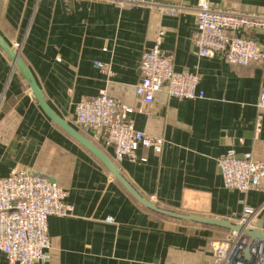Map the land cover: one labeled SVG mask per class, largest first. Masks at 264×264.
<instances>
[{
	"label": "crops",
	"instance_id": "1",
	"mask_svg": "<svg viewBox=\"0 0 264 264\" xmlns=\"http://www.w3.org/2000/svg\"><path fill=\"white\" fill-rule=\"evenodd\" d=\"M141 1L188 9L169 16L145 4L0 0V34L12 46L18 44L48 105L71 125L74 105L105 89L129 108L128 119L137 130L162 141L160 152L140 146L134 161L117 162L140 193L174 210L239 217L245 206L263 203L264 191L225 188L217 161L228 150L264 161V108L257 104L264 62L233 66L220 54L198 58L190 34L199 0ZM209 2L264 13V0ZM160 29L174 70L198 73L204 98L178 101L165 90L149 104L136 97L141 55ZM237 34L264 43L263 31ZM15 170L57 182L72 205L69 215L48 217L49 258L37 264H212L216 244L229 234L142 207L94 155L45 115L0 47V178ZM107 216L114 222H106ZM250 225L264 230V211ZM0 264H7L2 252Z\"/></svg>",
	"mask_w": 264,
	"mask_h": 264
},
{
	"label": "built area",
	"instance_id": "2",
	"mask_svg": "<svg viewBox=\"0 0 264 264\" xmlns=\"http://www.w3.org/2000/svg\"><path fill=\"white\" fill-rule=\"evenodd\" d=\"M107 3L145 4L156 7L161 14L177 16L188 8L180 5H164L141 0H97ZM195 10L196 27L190 39L198 58H210L220 54L233 66H247L264 62V43L237 34L239 30L264 32V13L216 8L209 0H199ZM164 30H158L152 44L143 51L139 63L140 79L134 88L136 97L149 104L154 95L165 90L170 98L178 101L202 99L199 89L200 75L190 71H176L172 57L162 49ZM13 47L17 49L18 44ZM96 66L104 64L97 62ZM258 106L264 108V88L259 92ZM125 108L100 89L94 97L83 99L74 105V123L102 147L112 149L116 161L136 159L138 147L152 148L160 152L162 141L137 130L128 119ZM225 188L246 192L251 189L264 191V161L250 154L238 157L228 150L218 158ZM66 191L46 176L15 170L0 178V252L7 264L44 263L51 249L47 219L49 216H66L72 205L65 202ZM264 211L263 203L254 208L245 206L242 214L232 220L251 226V220ZM105 221L113 223L107 216ZM244 240L235 233L217 243L212 264H264L262 245L255 243L247 260L237 257Z\"/></svg>",
	"mask_w": 264,
	"mask_h": 264
},
{
	"label": "water",
	"instance_id": "3",
	"mask_svg": "<svg viewBox=\"0 0 264 264\" xmlns=\"http://www.w3.org/2000/svg\"><path fill=\"white\" fill-rule=\"evenodd\" d=\"M0 47L9 56V58L13 61L14 66L17 67V69L26 79L30 90L32 91L45 115L50 118L55 124H57L61 129H63L69 136H71L74 140L81 144L92 155H94L109 171L112 177L115 178L142 207L149 210L150 212L168 219L209 226L225 230L229 234L235 233L237 235H240L244 240V246L236 252L238 258L247 260L249 257V251L255 245V243H259L262 245L261 257L264 258V230L254 228L245 224H240L228 218L209 217L163 207L140 193L138 189L121 172L115 162L99 146H97L95 143H93V141L83 135L66 119H63L55 111L52 110V108L48 105L46 99L44 98L43 93L39 88L31 70L19 56V52L17 51V49L9 44L3 38V36H1V34Z\"/></svg>",
	"mask_w": 264,
	"mask_h": 264
},
{
	"label": "trees",
	"instance_id": "4",
	"mask_svg": "<svg viewBox=\"0 0 264 264\" xmlns=\"http://www.w3.org/2000/svg\"><path fill=\"white\" fill-rule=\"evenodd\" d=\"M74 126L76 129H78L83 135H85L87 138H89L91 141H93V143H95L94 141H96L95 139H93L92 137L88 136L87 133L85 131H83L82 129H80L75 123ZM96 144V143H95ZM97 146H99L98 144H96ZM114 162L115 164L117 165V161L116 159L113 157V154L109 151L110 148H107V147H102V146H99ZM228 234V233H227ZM229 235V234H228ZM225 237V236H224ZM225 239V238H224Z\"/></svg>",
	"mask_w": 264,
	"mask_h": 264
}]
</instances>
